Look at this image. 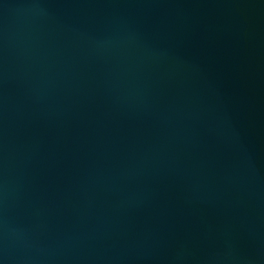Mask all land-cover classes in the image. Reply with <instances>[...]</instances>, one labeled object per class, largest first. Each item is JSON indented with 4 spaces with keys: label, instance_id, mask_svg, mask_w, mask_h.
Masks as SVG:
<instances>
[{
    "label": "water",
    "instance_id": "95a60500",
    "mask_svg": "<svg viewBox=\"0 0 264 264\" xmlns=\"http://www.w3.org/2000/svg\"><path fill=\"white\" fill-rule=\"evenodd\" d=\"M0 264H264V0H0Z\"/></svg>",
    "mask_w": 264,
    "mask_h": 264
}]
</instances>
